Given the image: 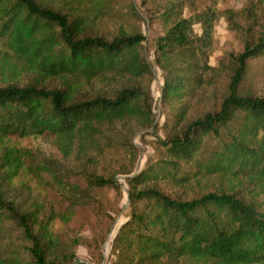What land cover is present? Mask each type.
<instances>
[{
  "label": "trees",
  "instance_id": "obj_1",
  "mask_svg": "<svg viewBox=\"0 0 264 264\" xmlns=\"http://www.w3.org/2000/svg\"><path fill=\"white\" fill-rule=\"evenodd\" d=\"M216 21L208 8L196 17L177 18L158 38L157 63L166 72L162 97L180 106V122L208 82ZM195 24L202 25L201 34ZM88 25L86 16L72 17L37 0H0V182L14 184L27 176L74 202L80 186L70 183L68 173L40 161L21 140L48 136L68 159L95 148L107 123L133 116L150 119L151 107L136 87H123L112 97L78 96L84 82L107 75L140 78L151 70L140 50L145 35L107 40L88 34ZM263 54L264 37L247 42L219 108L167 137L161 143L164 157L129 178L134 212L115 239L117 264L180 259L264 264V96L239 90L248 60ZM24 75L35 77L24 86L14 82ZM55 79L62 86L48 88ZM215 177L220 181L215 190L190 199L149 186ZM85 178L95 186L119 189L112 177ZM33 205L20 213L0 191V223L16 220L31 243L30 260L0 255V264H80L73 253L61 251L55 228L59 217L67 221L70 216L51 212L41 218L42 207Z\"/></svg>",
  "mask_w": 264,
  "mask_h": 264
},
{
  "label": "rangeland",
  "instance_id": "obj_2",
  "mask_svg": "<svg viewBox=\"0 0 264 264\" xmlns=\"http://www.w3.org/2000/svg\"><path fill=\"white\" fill-rule=\"evenodd\" d=\"M43 6L88 19L87 32L107 40L122 34L142 33L146 39L140 48L151 70L140 78L107 75L84 82L78 92L82 99L97 95L114 96L126 86L136 87L151 107L150 119L129 117L113 124L107 123L98 135V144L86 155L73 154L65 159L48 136L32 135L21 144L34 149L37 158L61 173H68L70 183L78 184L74 202L56 190L43 189L37 179L23 176L14 184L0 182L4 199L20 213L42 207L40 217L51 212L70 216L58 218L55 228L62 244L61 251L73 253L81 264H117L119 252L114 249L116 236L131 218L134 206L129 197V178L148 165L164 157L162 141L180 132L192 120L217 110L228 93V85L236 57L244 51L247 42L264 37V0H37ZM211 8L217 16L214 42L209 57L212 70L208 82L192 99L185 117L177 120L180 106L162 97L165 69L157 63V41L179 17H196ZM195 32L202 33V25L195 24ZM34 75H24L14 81L20 86L29 84ZM4 83L0 77V86ZM48 88L61 87L58 79L46 84ZM239 90L245 95L264 96V54L249 59ZM210 144L209 150L212 149ZM85 174L112 177L119 189L91 184ZM219 178L191 181L178 185L168 180L149 186L182 199L199 196L215 190ZM24 182L26 184H24ZM30 241L24 236L16 220L0 223V255L3 258L20 256L30 260ZM77 264V263H75ZM160 264H215L191 260H165Z\"/></svg>",
  "mask_w": 264,
  "mask_h": 264
}]
</instances>
